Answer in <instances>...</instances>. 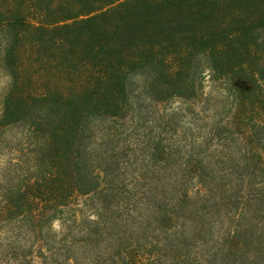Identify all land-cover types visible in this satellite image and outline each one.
Segmentation results:
<instances>
[{
  "label": "trees",
  "instance_id": "1",
  "mask_svg": "<svg viewBox=\"0 0 264 264\" xmlns=\"http://www.w3.org/2000/svg\"><path fill=\"white\" fill-rule=\"evenodd\" d=\"M204 63L227 81L242 105L261 102L264 0H0V64L12 80L0 128L25 126L37 174L23 189H5L2 221L27 223L40 241L47 223L64 214L75 197L87 195L99 207L85 244L115 230V237H123L129 212L137 211L132 220H146L141 242L157 228L163 246L181 264H264V188L245 198L244 208L253 181L245 185L249 192L241 185L219 194L223 185L213 183L192 196L186 182L197 167L181 169L185 174L172 179L167 160L155 171L162 158L158 147L150 162L157 183L142 196L127 194L121 204L117 155L89 147L91 122L125 117L141 93V99L155 101L195 97ZM138 74L147 77L140 92L133 87ZM198 179L206 180V174L200 171ZM233 195L242 200L233 206L240 213L233 230L223 242L205 245L207 214H201L200 200L228 202ZM218 202L212 208L219 214ZM64 219L61 245H48L44 263L57 261L58 251L76 241V218ZM18 256L21 264L31 262L28 252ZM156 258L136 253L125 264H153Z\"/></svg>",
  "mask_w": 264,
  "mask_h": 264
},
{
  "label": "rangeland",
  "instance_id": "2",
  "mask_svg": "<svg viewBox=\"0 0 264 264\" xmlns=\"http://www.w3.org/2000/svg\"><path fill=\"white\" fill-rule=\"evenodd\" d=\"M146 78L145 75H134L133 87L139 91L138 87L143 88ZM11 81L10 75L0 64V118ZM262 84L261 102L242 105L227 81L217 76L208 63H204L198 75L195 97L185 99L173 96L155 101L150 97L141 99V93L140 99L138 95L134 98L133 107L125 117L93 120L91 124L94 128L88 138L91 141L89 147L99 154L107 152L117 155L118 177L122 181L121 204L127 194L142 196L151 183H157L156 180H151L150 171L154 168H151L150 162L153 151L158 147H161L159 151L162 158L160 157L161 161L155 171L163 170L167 160L169 170H174L170 175L172 179L178 174L182 175L181 169L197 167L186 182L192 196L200 191L203 194V189L209 188L213 183L223 185L219 194L225 189L233 193L241 185H244L243 192H249L245 185L253 181L254 189L244 194L243 201H236L235 195L230 199L227 197L228 202L221 201V198L200 200V212L207 214L204 217L207 232L201 236L205 245L223 242L233 230L232 221L240 214L233 208L234 203L242 201L244 208L245 198L261 191L257 189L264 188V80ZM107 140H110L108 145L105 143ZM33 148L29 144L24 125L0 128V203L9 186L23 189L36 181L37 174L32 165ZM98 161L99 158L96 163ZM200 171L206 174V180L201 182L198 179ZM165 179L169 181V176ZM124 184L126 192L123 191ZM217 200L220 201L219 214L212 208ZM116 206L112 205L110 210ZM98 207L99 204L92 203L90 196L78 195L64 214L56 216L52 223H47L42 228L40 241L27 223L2 221L3 218L0 217V264H21L18 253L23 252H28L31 259L29 264H74L75 261L77 264H125L136 253L142 254L145 259L151 253L154 257H160L153 264H181L173 258V250L165 249L157 228L151 229L144 237L145 241L141 242L144 226L142 221L146 220L143 217L138 222V219L132 220V217L138 215L137 211L129 212V222L125 226L123 237H115V230L109 236L100 237L99 242L83 243L87 228L92 225L91 217H96L97 212L94 211ZM144 214L148 216L149 212L145 211ZM65 217L70 220L75 217L79 224L74 230L76 241L69 245V249L64 247V250L58 251L53 257L57 261L47 259L48 262L44 263L42 253L48 252V245H58L57 248L61 245ZM196 221L201 222L200 216ZM141 245H144V250H141ZM194 245L192 249L195 254ZM119 248L132 250L131 257L127 253L124 255L125 251H121L122 255H119ZM116 256H120V259L109 260Z\"/></svg>",
  "mask_w": 264,
  "mask_h": 264
}]
</instances>
